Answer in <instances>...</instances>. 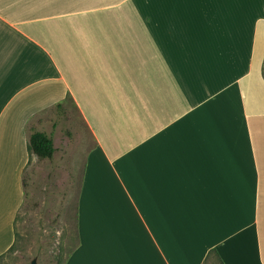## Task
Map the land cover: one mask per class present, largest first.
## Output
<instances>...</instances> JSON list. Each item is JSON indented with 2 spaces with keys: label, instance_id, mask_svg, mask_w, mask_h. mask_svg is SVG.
I'll list each match as a JSON object with an SVG mask.
<instances>
[{
  "label": "crops",
  "instance_id": "crops-1",
  "mask_svg": "<svg viewBox=\"0 0 264 264\" xmlns=\"http://www.w3.org/2000/svg\"><path fill=\"white\" fill-rule=\"evenodd\" d=\"M263 65L264 0H0V256L69 100L93 141L64 264H264Z\"/></svg>",
  "mask_w": 264,
  "mask_h": 264
},
{
  "label": "rangeland",
  "instance_id": "rangeland-1",
  "mask_svg": "<svg viewBox=\"0 0 264 264\" xmlns=\"http://www.w3.org/2000/svg\"><path fill=\"white\" fill-rule=\"evenodd\" d=\"M41 117L34 125L52 135L56 153L31 160L24 171L26 197L15 220L13 248L0 264H31L34 258L37 264H60L74 246L75 198L92 136L69 100Z\"/></svg>",
  "mask_w": 264,
  "mask_h": 264
},
{
  "label": "trees",
  "instance_id": "trees-1",
  "mask_svg": "<svg viewBox=\"0 0 264 264\" xmlns=\"http://www.w3.org/2000/svg\"><path fill=\"white\" fill-rule=\"evenodd\" d=\"M56 107L59 108L61 106L57 105ZM28 151L29 153L35 154L40 159L52 158L55 151L52 135L38 130L32 131L29 135ZM12 248L13 245L7 251L11 250ZM3 255L4 254H2L0 258H2ZM66 258H64V260L60 264H64ZM202 264H224V263L220 259L217 251L213 248L208 251Z\"/></svg>",
  "mask_w": 264,
  "mask_h": 264
},
{
  "label": "water",
  "instance_id": "water-1",
  "mask_svg": "<svg viewBox=\"0 0 264 264\" xmlns=\"http://www.w3.org/2000/svg\"><path fill=\"white\" fill-rule=\"evenodd\" d=\"M31 264H37L36 258L32 259Z\"/></svg>",
  "mask_w": 264,
  "mask_h": 264
}]
</instances>
